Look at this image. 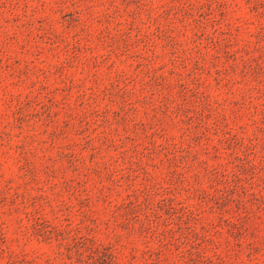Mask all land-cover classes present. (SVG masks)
Here are the masks:
<instances>
[{
    "label": "rangeland",
    "instance_id": "1",
    "mask_svg": "<svg viewBox=\"0 0 264 264\" xmlns=\"http://www.w3.org/2000/svg\"><path fill=\"white\" fill-rule=\"evenodd\" d=\"M0 264H264V0H0Z\"/></svg>",
    "mask_w": 264,
    "mask_h": 264
}]
</instances>
